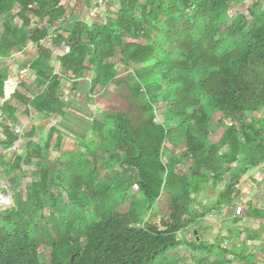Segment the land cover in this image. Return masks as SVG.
Wrapping results in <instances>:
<instances>
[{
    "label": "trees",
    "instance_id": "1",
    "mask_svg": "<svg viewBox=\"0 0 264 264\" xmlns=\"http://www.w3.org/2000/svg\"><path fill=\"white\" fill-rule=\"evenodd\" d=\"M62 1L0 0L2 168L20 115L38 118L41 131L66 117L76 91L87 100L98 85L124 87L143 118L101 104L72 151L62 150L58 126L27 142L0 180L24 190L0 213V264H229L228 247L209 245L198 230L188 242L184 232L206 215L198 205L204 186L220 187L211 208L219 213L245 200L240 182L264 162V0H118L114 13L81 19L67 36L55 28L74 12ZM47 40L65 49L59 72ZM30 44L36 52L18 85L28 95L15 90L4 100L5 61ZM50 152L60 155L45 164ZM36 163L48 172H23ZM116 168L136 172V195L129 183L110 182ZM25 176L33 180L22 187ZM161 198L166 209L157 214Z\"/></svg>",
    "mask_w": 264,
    "mask_h": 264
},
{
    "label": "rangeland",
    "instance_id": "2",
    "mask_svg": "<svg viewBox=\"0 0 264 264\" xmlns=\"http://www.w3.org/2000/svg\"><path fill=\"white\" fill-rule=\"evenodd\" d=\"M86 2H88V6L85 4H84V6H81V4H80L79 7H73L74 5H76V1H74V0H63L62 1V3H61L62 5L66 6V7H68V6L73 7V10H74L72 16H70L68 19H65L64 21L60 22L55 27V28H59V31L62 35L67 36L68 31L73 27L74 23L81 20V19L86 20V21H91L93 18L96 17L97 20L99 21L101 19H104L106 14L111 15L112 13H114L115 10L118 9V4H117L118 0H107V4L105 1V3L103 4V6L100 10H97L94 7L93 2H91V0H87ZM242 8H243V6L241 7V9ZM232 12L235 15L236 12L234 10ZM90 13L93 15H90ZM13 24L19 25L20 21L18 19H15ZM43 45L52 50L51 64L54 66V71L59 72L60 65H59L58 59L56 57L63 56L65 54V49L53 47L49 40H47L45 43H43ZM35 52H36V46L30 44V45H28L27 49L23 53L16 54L13 59H7L5 61V64L8 68L9 73H10L8 80H6L4 82V90H5L6 96L14 93L15 90L21 91L22 93L28 95L21 88H19L18 85H19L20 78H21V72H24V69L22 68L23 63L25 61H28L29 59L31 60L29 53H35ZM135 67L136 66H133L132 69H134ZM124 72H126L125 67L120 68V70L118 71L119 74H123ZM86 77H89V76L86 75ZM69 89L70 88L68 87L62 93L61 96L63 99L70 97V96L68 97ZM90 93H92L91 97L89 98L88 101H86L85 104H83V105H85L83 108L80 106H76V108H73V110L71 112L73 114L72 116H70V114L67 113L66 119H55V118L50 119V125L52 123L58 124L61 127V129L64 131V133L66 134L65 137L67 136L70 140V141H67L66 139L63 140L64 145L62 146V150L66 151V152H70L73 150V143L72 142L75 141L76 136L81 135L86 130V124L84 122L85 119H95L98 117V114H100V112L102 111V105L101 104L107 105L108 103H111L110 106L128 113V115L132 119L138 120L139 118H143V115H141V113L139 111L138 103L136 102V100H134L132 98L129 91L127 89H125L124 87H117V85H115V84H109V85H105V86L104 85H98ZM0 103H1V101H0ZM113 104H115V105H113ZM76 114L79 116L76 117ZM18 116H19V114L17 115V117ZM20 116L22 118H21V120H19L18 124H14L11 127L12 133L14 135L19 136V139H18L17 143H14L4 153V163H6V165L3 168L0 165V180L2 178V173L5 172L6 170H8L9 168L13 167L14 163L16 162V157H18V155L24 150V147L27 144V142L30 139H39L38 138V135H40L39 132H37V134H35V136L33 138H31L27 134L30 127H37L39 129L40 126L38 124L42 125L41 122L39 121V119L35 118L34 120L29 121L28 119H26L25 116H22V115H20ZM71 118H75V119L72 120ZM69 120H70V122H69ZM90 122H91V120H90ZM47 128H48V126L45 127V129H47ZM89 134H91V133H89ZM0 139H4V135L2 134V132L0 133ZM40 143L42 144L43 140H40ZM1 152H2V150L0 149V153ZM59 155H60L59 152H52V153L50 152L48 157H47L45 164L48 163V159L50 156L52 157V159L54 161H56V159ZM33 160L34 161H40L41 158H39V159L33 158ZM39 163H42V161ZM40 166L43 167L42 164L36 163L33 166V169L38 170ZM22 168H23V171L29 172L31 166L24 165ZM110 175L112 177V180L110 182H116V185L123 187L124 190L126 188L124 182H127V183H129L128 187L131 188V191L134 192L135 195L137 194L135 192L136 191V184H135L136 172L135 171L124 172L121 169L116 168L113 170V172ZM32 180H33V178L31 176L23 177L22 178V184L20 186H22V187L25 185L28 186V184ZM8 190H6L7 192H5V193H0V197H2V200H0V213L4 212L5 210L7 211L11 207H14L15 204L13 201L15 199V196L20 195L21 192L23 194V191H24L23 189H20L19 187H14V189L9 188ZM219 191H220V187H218L216 189H207L206 186H204L203 190H202V194L204 196H208V197L213 196L216 200ZM210 197L207 198L206 201L210 202L209 201L211 199ZM132 200L133 199L131 198V196H128V197H126L125 201L127 204H130L132 202ZM202 200H204V198ZM64 201H65V198L63 200H61V202H60V212L63 208ZM3 202H5V203H3ZM212 204L210 206H212ZM165 209H166V202H165L164 198H161L155 204V206L153 208V210L157 214L164 211ZM27 210H28V208L26 207L25 211H27ZM211 210H212L211 213H214V214L217 213V210H214V209H211ZM226 211L229 213L230 212L229 208H226ZM50 212L47 211L46 215H48ZM52 214L55 216V218H57L59 213L58 214L52 213ZM146 218H147L146 215L141 217L142 220H146ZM0 221H1V218H0ZM184 234L187 235V238L189 241H192V239H193L192 235H194V233L190 234V233H188V230H186V232ZM181 235H182V233H179L178 237L181 238ZM182 253H184V251ZM174 259H172L170 261H174ZM184 259H185V257H184ZM182 262H180L178 264H184V261H182Z\"/></svg>",
    "mask_w": 264,
    "mask_h": 264
},
{
    "label": "crops",
    "instance_id": "3",
    "mask_svg": "<svg viewBox=\"0 0 264 264\" xmlns=\"http://www.w3.org/2000/svg\"><path fill=\"white\" fill-rule=\"evenodd\" d=\"M91 2L93 1L91 0ZM85 3V0H76V5L73 7H79L80 4L84 6ZM79 93L76 94L75 92L72 96L74 107L85 106L83 105L84 100L79 98ZM68 114L72 116L71 109ZM202 190L198 205L206 211V215L199 220L198 224L191 225L186 229L188 233L193 234L198 230L202 241L209 245L218 241L232 250L233 253L228 256L229 264H264V162L246 174L240 182V190L245 196V200L234 201L233 206L242 205L244 207L242 216L235 215L233 206L229 207V213L226 208H222L219 213L218 211L216 214L211 213V208L216 204V200L213 196H209L210 202L206 201L209 197L204 196ZM203 198L204 200H202ZM211 204L212 206H210ZM248 204L250 208H248ZM185 238L188 240L187 235ZM196 239L199 238L196 237ZM188 242L190 241L188 240ZM183 249H185L184 255L193 259V254L196 252H192L190 248L188 250L185 246L181 247L179 251ZM180 257L181 255L177 256V258Z\"/></svg>",
    "mask_w": 264,
    "mask_h": 264
},
{
    "label": "clouds",
    "instance_id": "4",
    "mask_svg": "<svg viewBox=\"0 0 264 264\" xmlns=\"http://www.w3.org/2000/svg\"><path fill=\"white\" fill-rule=\"evenodd\" d=\"M106 4H107V0H106ZM21 73H23V72H21ZM88 83H89V85H90V82L88 81ZM65 85H66V87H69L68 85V83L67 82H65L64 83ZM89 87V86H88ZM75 93V92H74ZM73 93V94H74ZM76 94H78V91H76ZM11 96V94L9 95V97ZM9 97H7L6 95H5V99L4 100H6V99H8ZM91 97V96H90ZM89 97V98H90ZM68 98H66V99H64V100H67ZM71 99H72V97H71ZM84 100V99H83ZM89 99H87V100H84V104L86 103V101H88ZM88 103V102H87ZM73 108H76V107H74L73 106V104L71 105V108L70 109H72L73 110ZM69 109V110H70ZM92 114V113H91ZM64 118V117H63ZM55 119H57V118H55ZM40 127H41V125L40 124H38ZM50 126H58L60 129H61V127L58 125V124H51V125H48V128L50 127ZM40 127H39V129H40ZM37 128V127H36ZM48 128L47 129H45V127L43 128V130H41V131H47L48 130ZM38 129V128H37ZM38 129V132L41 134V135H43V133L44 132H41L40 130ZM62 130V129H61ZM62 132H63V136H64V139H68L69 140V138L66 136L65 137V133H64V131L62 130ZM70 141V140H69ZM76 141V140H75ZM75 141L74 142H72L73 144L75 143ZM23 152V151H22ZM22 152L18 155V157H20L21 155H22ZM52 153V152H51ZM18 157H16V160L18 159ZM34 161V160H33ZM24 165H26V164H23L22 165V167L24 166ZM35 165V164H34ZM34 165H27V166H31V168H30V170H32V168H33V166ZM42 168H45V170H47V172H48V170H49V168L48 167H42ZM22 170H23V168H22ZM23 172H25V171H23ZM50 174H54V173H50ZM25 177H27V176H25ZM6 190H8V188H7V186L6 185H1L0 186V193H5V192H7ZM9 191V190H8ZM0 200H2V197H0ZM3 203H5V202H3ZM63 211V208H62V210H61V212ZM58 212H59V214H58ZM57 212V214H58V216L60 215V209H59V211ZM58 216H57V218H58Z\"/></svg>",
    "mask_w": 264,
    "mask_h": 264
},
{
    "label": "built area",
    "instance_id": "5",
    "mask_svg": "<svg viewBox=\"0 0 264 264\" xmlns=\"http://www.w3.org/2000/svg\"><path fill=\"white\" fill-rule=\"evenodd\" d=\"M105 1L106 0H93V5L97 10H100L103 4L105 3ZM90 15H93V14L90 13ZM234 213L236 216H242V214L244 213V207L242 205H236L234 209Z\"/></svg>",
    "mask_w": 264,
    "mask_h": 264
},
{
    "label": "water",
    "instance_id": "6",
    "mask_svg": "<svg viewBox=\"0 0 264 264\" xmlns=\"http://www.w3.org/2000/svg\"><path fill=\"white\" fill-rule=\"evenodd\" d=\"M7 97H9V95ZM194 234L197 235V232H195Z\"/></svg>",
    "mask_w": 264,
    "mask_h": 264
}]
</instances>
